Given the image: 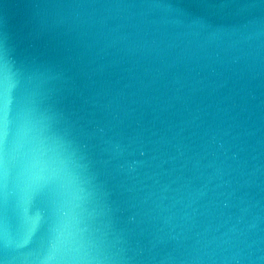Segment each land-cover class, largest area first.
Wrapping results in <instances>:
<instances>
[{
	"label": "water",
	"instance_id": "95a60500",
	"mask_svg": "<svg viewBox=\"0 0 264 264\" xmlns=\"http://www.w3.org/2000/svg\"><path fill=\"white\" fill-rule=\"evenodd\" d=\"M0 264H264V0H0Z\"/></svg>",
	"mask_w": 264,
	"mask_h": 264
}]
</instances>
